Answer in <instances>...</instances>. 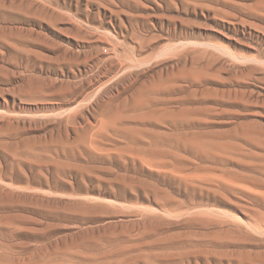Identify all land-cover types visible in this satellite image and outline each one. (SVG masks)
Returning a JSON list of instances; mask_svg holds the SVG:
<instances>
[{
	"label": "rangeland",
	"instance_id": "1",
	"mask_svg": "<svg viewBox=\"0 0 264 264\" xmlns=\"http://www.w3.org/2000/svg\"><path fill=\"white\" fill-rule=\"evenodd\" d=\"M263 260L264 0H0V264Z\"/></svg>",
	"mask_w": 264,
	"mask_h": 264
},
{
	"label": "bare ground",
	"instance_id": "2",
	"mask_svg": "<svg viewBox=\"0 0 264 264\" xmlns=\"http://www.w3.org/2000/svg\"><path fill=\"white\" fill-rule=\"evenodd\" d=\"M105 108H106V107H105ZM113 118H114V117H113ZM194 142H195V141H194ZM194 142H193V141H188V142H186V143H187V146H189V148L191 147L192 149H194V151H196V152H197V150L200 151V152H201V153L199 152L200 154H203V153H204V154H205V153H206V154H207V153H210V154H213V155H215V156H217V157L220 158V157H222V154H225V152H226L224 146H217V145H216L217 147H215V150H216V151H220L222 154H221V153H220V154H215V153H213L215 150H214V151H207V149H206V150H203V149L201 150V149H199V147L197 146L198 143L196 142V143H197V145H196ZM199 146H200V144H199ZM200 147H201V146H200ZM202 148H204V147H202ZM22 224H23V223H22ZM263 261H264V260H263ZM262 263H263V262H262Z\"/></svg>",
	"mask_w": 264,
	"mask_h": 264
}]
</instances>
